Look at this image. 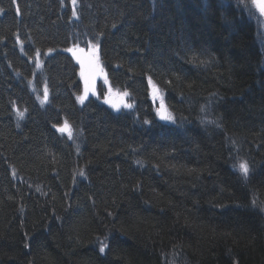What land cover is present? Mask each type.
<instances>
[{
	"label": "trees",
	"instance_id": "trees-1",
	"mask_svg": "<svg viewBox=\"0 0 264 264\" xmlns=\"http://www.w3.org/2000/svg\"><path fill=\"white\" fill-rule=\"evenodd\" d=\"M69 3L0 0V264H264L249 0H78L75 19ZM87 41L132 109L78 103L66 50Z\"/></svg>",
	"mask_w": 264,
	"mask_h": 264
},
{
	"label": "rangeland",
	"instance_id": "rangeland-1",
	"mask_svg": "<svg viewBox=\"0 0 264 264\" xmlns=\"http://www.w3.org/2000/svg\"><path fill=\"white\" fill-rule=\"evenodd\" d=\"M77 3L78 0H75V2L70 0L69 3L73 19L77 18ZM249 3L254 12L259 33L264 37V0H249ZM66 51L75 59L79 66V78L81 81V92L77 96L79 104H83L88 98H95L114 112L132 109L133 105L128 99V93L112 88L109 85V81L100 60L97 42L87 41L84 45L76 44L68 48ZM33 61L39 69L41 66V57L36 54ZM39 80L40 88L39 92H37V99L40 103H43L46 100L45 94L47 93V89L43 79L39 78ZM150 89L152 96L156 87L151 84ZM81 96L85 97L83 101L78 99ZM157 100H159V94ZM125 105H129L130 107H125ZM158 118L160 119L159 116ZM164 121L170 122L167 120Z\"/></svg>",
	"mask_w": 264,
	"mask_h": 264
},
{
	"label": "snow or ice",
	"instance_id": "snow-or-ice-1",
	"mask_svg": "<svg viewBox=\"0 0 264 264\" xmlns=\"http://www.w3.org/2000/svg\"><path fill=\"white\" fill-rule=\"evenodd\" d=\"M73 2H75V0H73ZM87 92V89H86ZM126 95V94H125ZM158 96V89H154L153 91V98L156 99ZM47 98V93L45 94V99ZM85 97L81 96L78 99H80L81 101L84 100ZM114 107H116L115 105H113ZM125 107H130L129 105H125ZM157 115L160 117L161 120H167V121H171L173 119L171 113H169L167 111V108L165 106V104L163 103V101H161V105L160 108L157 109ZM147 123V121L145 122ZM67 130V124H65V128H61L59 129V131L63 132ZM239 171L245 176V178H247L248 172H249V168L246 162H240L239 164ZM81 175H83V172H81ZM105 247L106 245H102L100 247V252L103 253L105 251Z\"/></svg>",
	"mask_w": 264,
	"mask_h": 264
},
{
	"label": "bare ground",
	"instance_id": "bare-ground-1",
	"mask_svg": "<svg viewBox=\"0 0 264 264\" xmlns=\"http://www.w3.org/2000/svg\"><path fill=\"white\" fill-rule=\"evenodd\" d=\"M66 52H67V51H66ZM49 53H50V52H46V55L49 54ZM67 53H68V52H67ZM74 60H75V59H74ZM78 67H79V66H78ZM125 92H126V91H125ZM128 99H129V96H128ZM154 101H156V103H158L159 105H161L160 100H157V98H156ZM158 108H159V106L157 107V109H158ZM63 126H65V125H63ZM63 126H62V127H63ZM60 128H61V127H60ZM60 128H59V129H60ZM66 131H67V130H66ZM63 132H64V131H63Z\"/></svg>",
	"mask_w": 264,
	"mask_h": 264
},
{
	"label": "water",
	"instance_id": "water-1",
	"mask_svg": "<svg viewBox=\"0 0 264 264\" xmlns=\"http://www.w3.org/2000/svg\"><path fill=\"white\" fill-rule=\"evenodd\" d=\"M61 128H65V126H63V127H61ZM61 128H60V129H61ZM65 131H66V130H65ZM65 131H64V132H65Z\"/></svg>",
	"mask_w": 264,
	"mask_h": 264
}]
</instances>
